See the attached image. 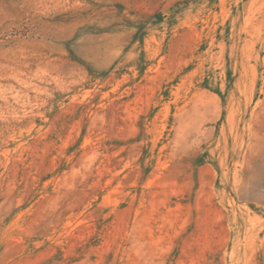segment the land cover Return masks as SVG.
<instances>
[{
    "label": "rangeland",
    "instance_id": "rangeland-1",
    "mask_svg": "<svg viewBox=\"0 0 264 264\" xmlns=\"http://www.w3.org/2000/svg\"><path fill=\"white\" fill-rule=\"evenodd\" d=\"M0 264H264V0H0Z\"/></svg>",
    "mask_w": 264,
    "mask_h": 264
}]
</instances>
